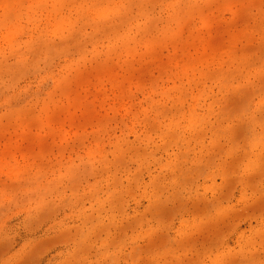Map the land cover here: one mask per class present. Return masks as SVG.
<instances>
[{
	"label": "rangeland",
	"instance_id": "rangeland-1",
	"mask_svg": "<svg viewBox=\"0 0 264 264\" xmlns=\"http://www.w3.org/2000/svg\"><path fill=\"white\" fill-rule=\"evenodd\" d=\"M262 66L264 0H0V264H264Z\"/></svg>",
	"mask_w": 264,
	"mask_h": 264
},
{
	"label": "snow or ice",
	"instance_id": "snow-or-ice-1",
	"mask_svg": "<svg viewBox=\"0 0 264 264\" xmlns=\"http://www.w3.org/2000/svg\"><path fill=\"white\" fill-rule=\"evenodd\" d=\"M228 113V119L237 129V137L234 143L235 151L232 158L221 159L220 165L229 177H234L239 182L246 184L250 181V173L244 170L239 157L248 150L247 139L251 126L257 121L264 125V66L261 68L259 84L252 82L247 88L240 90L232 97ZM262 168H264V164H262ZM260 196L264 200V187L260 189ZM217 219V213L209 212L200 220V227L205 230L207 235L202 250L205 254L211 255L219 250L218 240L220 234L215 230ZM197 264H208V261H198ZM220 264H223V262H220Z\"/></svg>",
	"mask_w": 264,
	"mask_h": 264
}]
</instances>
